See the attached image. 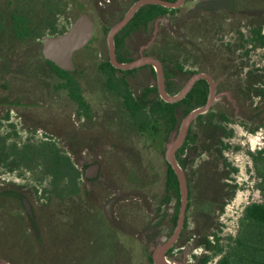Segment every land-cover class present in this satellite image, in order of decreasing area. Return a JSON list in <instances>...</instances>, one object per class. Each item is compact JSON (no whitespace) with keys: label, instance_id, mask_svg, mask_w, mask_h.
Segmentation results:
<instances>
[{"label":"flooded vegetation","instance_id":"obj_1","mask_svg":"<svg viewBox=\"0 0 264 264\" xmlns=\"http://www.w3.org/2000/svg\"><path fill=\"white\" fill-rule=\"evenodd\" d=\"M84 1L42 0L30 18L34 39L2 44L0 62L10 71L0 122L20 113L14 115L30 137L23 151L13 145L12 152L36 160L49 184L44 192L5 179L20 176L15 163L1 173L10 155L0 149V246L12 264H156L150 244L158 241L178 264H212L225 208L239 189L227 157L233 127L264 129V77L243 61L264 48L253 38L261 22L264 35V1L221 0L217 8L211 0L138 7L146 0H92L90 8ZM83 15L94 23L93 36L75 51L73 69H63L44 56L42 40L64 35ZM196 76L203 77L180 97ZM48 94L52 103L42 104ZM212 94L173 152L184 198L169 146ZM34 112L59 117L69 135L26 127ZM115 219L143 232L142 240L116 228ZM105 235L110 241L99 257L91 248Z\"/></svg>","mask_w":264,"mask_h":264},{"label":"rangeland","instance_id":"obj_2","mask_svg":"<svg viewBox=\"0 0 264 264\" xmlns=\"http://www.w3.org/2000/svg\"><path fill=\"white\" fill-rule=\"evenodd\" d=\"M227 2L228 1L225 0L223 1V4H227ZM83 5H85L87 8L93 7L92 0H89L88 2L87 0H85ZM189 5L191 6V4ZM194 5L192 3L191 7H193ZM69 8L70 7H68L67 5V9ZM95 8L97 9L96 6ZM243 61L247 62L250 68L259 69L260 75H263L264 77V48L252 50L249 53V56L243 58ZM50 94L53 95L52 92H50ZM51 99L52 97L48 94V96L46 97V102L43 101L42 104L50 105V103H52ZM63 104L64 96L59 97V99L57 97L56 105H58V108H60ZM14 114L20 115V113L16 111L14 112ZM14 114H12V117L10 119L11 122H0V149L4 150L5 154L8 155L7 157H9L10 155V158H8V163L2 165L3 170H1V173H7L9 171L10 164L15 163V165H18L15 169H17L20 178H17V174H5V179L11 181L15 179L18 181L17 183L20 184H32L35 185V187H39V189H42L45 192V187L47 186V183L49 184V182L46 179V176L40 171V165L35 164L36 160L25 158L27 153H25V155H22V153H20L24 150L23 148L27 144V137H30V134L28 133V131L22 129V120H20L18 116L15 117ZM38 115L39 113L36 112L31 113V118H26V123L23 120L24 125L32 129H40L42 132H49L53 136H57L59 139L62 138V136L67 132V126L63 125L59 117L47 118L43 115H41L40 117ZM262 118L264 120L263 116ZM233 129L235 131V134L234 137L229 140V146H231V149L228 151L227 157L230 163H232L234 167L238 169V173L236 174V176L232 177L231 179L236 181V183L239 185V189L232 201L226 206L221 220L225 224V228L223 230V238L225 240L223 239V241H221V244L224 245V247L228 245V238L230 236H237L239 230V221L243 216L245 208L252 203H259L263 201L262 186H264V181L260 178L258 173L259 171H264V166L262 164L257 165L253 159V156L264 158V155L258 154V152L261 150L264 152V129L259 130L255 134L249 133L240 125H235ZM37 136V138L42 137L40 133L37 134ZM13 145H15V147L16 145L18 146L20 155L14 154L12 152ZM258 167L260 168L259 170ZM32 169H35V171H37L35 175H33ZM44 196L46 198L48 195L46 194ZM66 235L71 238L76 237V235H70V230H67ZM98 239L99 242L96 245L95 249L91 248V250L94 252V254H97V256L100 257L101 254L105 253L103 251L106 250L103 247L105 243L110 241V239H108L107 235L100 236ZM16 246L17 245H13L12 249H16ZM4 247L5 246L3 245L0 246V254L7 256L5 258L10 259L11 256L6 253L7 249L3 250ZM21 256H23V252L21 253ZM33 256H35V258L41 256L43 262L46 261L44 259L45 255L43 254L34 253ZM220 257L221 256L215 255L212 264H217Z\"/></svg>","mask_w":264,"mask_h":264},{"label":"trees","instance_id":"obj_3","mask_svg":"<svg viewBox=\"0 0 264 264\" xmlns=\"http://www.w3.org/2000/svg\"><path fill=\"white\" fill-rule=\"evenodd\" d=\"M220 1L211 0L210 2L215 5L214 8H217L216 5ZM263 1L260 0V2ZM230 5H232V2ZM38 7H44L42 0H0V55L5 50V47L2 46L4 42L26 41L29 43V38H33L30 37L32 31L29 23L33 10ZM260 24V29L253 33V38L263 46V23ZM28 43L24 47L29 46ZM1 58L6 60V57ZM9 61L12 62L10 57ZM9 71V63L0 62V74L2 75L0 90L7 86L6 77ZM258 154L264 155V152L261 150ZM25 158L29 159V155L27 154ZM253 159L257 165L262 164L264 166V158L253 156ZM55 161L59 166L62 164L63 159L55 158ZM258 174L264 181V171H259ZM262 192L263 201L252 203L245 208L239 221L237 236H230L228 245L225 247L220 244L216 248L215 255L221 256L217 264H264V186H262Z\"/></svg>","mask_w":264,"mask_h":264},{"label":"water","instance_id":"obj_4","mask_svg":"<svg viewBox=\"0 0 264 264\" xmlns=\"http://www.w3.org/2000/svg\"><path fill=\"white\" fill-rule=\"evenodd\" d=\"M149 2L158 3L153 0H146L138 4L137 7L144 3H149ZM117 30L118 29L113 30L109 36V42L111 44V47L113 44L114 34L116 33ZM93 33H94L93 21L87 15H83L77 21L74 22V24L69 29V31L65 33L64 35H61L58 37L43 38L42 40L43 54L47 59L53 61L59 67L66 69V70L67 69L71 70L73 69L72 58H73L75 51L84 47L90 41L91 37L93 36ZM198 77H203V76H196L195 78H193L192 81L189 83L188 87L185 89V91H183V94L180 95V97L186 93V91L191 87L192 83H194ZM213 98H214V95L212 94L209 103L205 107L201 108L200 110L196 112L191 113L188 116V118L183 124L181 133L171 142V145L169 146L170 148L168 151V157H169L170 162L173 164V166L176 168V171L179 174L184 198L186 197V185H185L184 177L178 165L173 159V152L184 140V137L186 135L190 121L200 112L206 111L212 104ZM67 133L69 135L68 129H67ZM68 146L71 148L73 145L68 144ZM105 183H108V181ZM127 194L128 193L125 194V199H126ZM116 204H118V202H116ZM109 205H111V203ZM108 216L111 217L110 211H108ZM115 222H116L115 223L116 228H118L119 230L125 233H128L139 239L142 238V236H144L143 232H140L138 229L134 228L126 220L123 223H121V225L116 221V219H115ZM166 248H167L166 245H161V243L158 241L156 243L150 244V251L152 252V257L154 258L156 264H178L177 262H175V260L166 258L165 256ZM5 257L7 256L0 254V264H12V262L8 261L7 258Z\"/></svg>","mask_w":264,"mask_h":264}]
</instances>
